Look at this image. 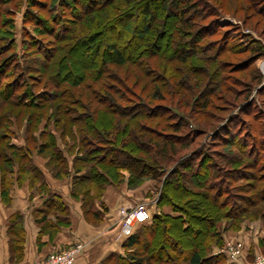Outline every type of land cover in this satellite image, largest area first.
I'll return each mask as SVG.
<instances>
[{
	"label": "trees",
	"instance_id": "16d2710c",
	"mask_svg": "<svg viewBox=\"0 0 264 264\" xmlns=\"http://www.w3.org/2000/svg\"><path fill=\"white\" fill-rule=\"evenodd\" d=\"M247 3L239 7L264 16V0ZM223 10V0H0L1 194L13 176L40 177L34 155L55 178L72 173L71 194L90 211L124 173L128 188L156 180L155 213L125 238L122 253L97 264H226L212 254L223 234L264 219V208L251 211L264 203V110L251 96L255 84L230 106L210 97L228 102L225 94L237 93L224 74L237 64L222 56L238 46L250 52L241 64L251 66L264 50L258 40L232 38L239 30L218 23ZM82 46L92 56L73 60ZM27 109L29 133L11 141L10 126ZM200 115L216 126L192 124ZM229 146L235 154L221 149Z\"/></svg>",
	"mask_w": 264,
	"mask_h": 264
},
{
	"label": "crops",
	"instance_id": "0c3cea01",
	"mask_svg": "<svg viewBox=\"0 0 264 264\" xmlns=\"http://www.w3.org/2000/svg\"><path fill=\"white\" fill-rule=\"evenodd\" d=\"M45 163L46 159L34 155L33 165L40 171V177H25L18 183L13 176L8 193L2 195L0 191V264L31 263L76 242L83 243L84 248L74 264H97L110 253H122L126 235L119 228L117 210L147 201L145 197L151 195L150 190L144 191V185L128 188L124 177L120 182L107 184L101 197L93 198L90 211L80 198L71 194L72 173L55 178ZM153 213L155 209L151 206L149 216ZM261 225L260 221H249L236 231H226L223 241L241 240L244 252L251 256L264 251ZM212 254H217V249L213 248ZM225 262L242 264L243 260Z\"/></svg>",
	"mask_w": 264,
	"mask_h": 264
},
{
	"label": "rangeland",
	"instance_id": "374dc122",
	"mask_svg": "<svg viewBox=\"0 0 264 264\" xmlns=\"http://www.w3.org/2000/svg\"><path fill=\"white\" fill-rule=\"evenodd\" d=\"M241 2H243V4L246 6L249 4L247 3V0H223V4H224V8L225 10H223L224 14L219 16V18L217 19L218 23L222 24L224 27L228 26V25H233L234 27H236L239 30V35L237 36V33H233V36L236 37H232L234 38L236 41H243L246 42L248 41L250 38L254 39V40H258L259 42V46H261V51L264 50V16H261L257 13L254 12V10L250 9V10H246L244 11L243 9H241V7H239L240 4H242ZM242 4V5H243ZM257 5V4H256ZM255 6V5H252ZM239 7V8H237ZM237 8V9H235ZM235 15L236 17L232 16ZM21 19H22V13L21 11L17 14L16 18H15V30H14V39L17 42L19 49H20V29H21ZM244 21V23L242 22ZM231 30H234L231 28ZM106 34H108V32H106ZM237 38V39H236ZM160 44L164 42L161 40L159 41ZM236 51V54H225L224 56H222V59H226V60H230L231 62H235L237 65L236 67H231L228 68L226 71H224V74L227 76V81H226V85L229 86L230 89H232V91L237 92L235 95L233 93H226L225 95L228 96L227 97V101L224 100L222 102L217 101L216 100V95L210 97L211 101L213 103H217L219 105H223L225 104L227 105H232L234 103H236L237 101H239L240 99H242L244 96V91L247 88L248 84H255V87L252 86V90H251V96L255 97L256 100L259 103V106H261L264 110V95H258V88H260L261 85L264 84V55H262L260 58H258L255 62H253V64L251 66H243V64H241L243 62V59H245L250 52H246V53H240V50L238 49V46L234 48ZM88 52V48L87 46H82V47H78L76 49H74L73 53H72V58H74L73 60H89L90 57L92 56V53H87ZM208 55H211L212 52L207 53ZM99 57H96L95 60L98 62L99 61ZM191 63L194 64L195 66H198V64H202L201 60L199 61L198 59L194 58L191 59ZM208 67H210V69H213L215 63H205ZM229 66H234L233 64L229 63ZM238 66V67H237ZM256 74L259 75L260 79L258 82H256L253 78ZM231 79H236V81H232ZM204 89V88H203ZM75 91V89H73ZM222 90V88H221ZM222 91L219 90L218 94H221ZM193 95V94H191ZM53 103V102H52ZM51 103V104H52ZM228 103V104H227ZM9 105H5L6 108H8ZM16 110H20L16 107H14L13 111L15 112ZM185 112H188V109H184ZM24 112H26L24 115H22L21 117L18 118V120H14L13 123L11 124V130H12V137H11V141H17L18 143H24L25 137L28 135L29 132L26 131L25 126L27 125L26 123V117L28 115V113L30 112L29 109L24 110ZM216 113L219 114H224L222 112L216 111ZM13 117V116H12ZM14 118V117H13ZM192 124H198L201 125V127H205V129H212L210 127L215 125L216 120H213L209 117H207L206 115H200L199 117L194 116L193 117ZM197 122V123H196ZM206 124V125H204ZM220 124V123H219ZM44 122H41L38 126L34 125L33 128H37V130L35 131V134H37L38 130H41V128H43ZM216 126V125H215ZM50 130L51 127H49ZM31 130V129H30ZM33 130V129H32ZM31 130V131H32ZM55 136L57 138V142L58 144L61 145V141L59 138V132L54 131ZM202 139H204V137H202ZM65 142H68L67 144H70V142L68 141V139H66ZM221 149L226 150L227 152H229L231 155L235 154L236 150L233 147H221ZM66 156H68L66 154ZM41 157V156H40ZM69 158V156L67 157ZM124 177L125 179H127L128 174L124 173ZM147 183V184H144ZM240 183V182H239ZM238 184V183H237ZM241 184V183H240ZM127 185V183H126ZM144 185V186H143ZM143 186V190L146 191L147 189H149L150 191V196H147L145 198H147L148 200L145 202H149L155 201V196L157 194V192L159 191V184L157 183L156 180H152V179H147L145 181H143L141 184H139L137 187H141ZM135 188V187H134ZM158 189V190H157ZM143 191V192H144ZM264 208V203H260L258 204L255 208H252V212L253 213H257V212H261ZM249 221H260L261 222V226H264V219H260V218H249V219H244L239 227H241L242 225L246 224ZM135 229V227H134ZM133 229V230H134ZM240 229V228H239ZM132 230V232H133ZM251 231V229H249ZM228 231V230H227ZM246 231V230H245ZM251 234V233H250ZM240 239V238H239ZM238 239V240H239ZM235 239H226L224 241V244L222 247H224L225 243L228 242H232L235 245L238 246V248L240 249V253L238 256V261L239 260H243L242 264H256V259L258 257L264 256V251H257L255 252V254L248 255L244 252L242 244H241V240L240 241H232ZM213 248L215 249H220L221 247L218 246H214ZM212 248V249H213ZM26 264V263H25ZM152 264H156V263H152ZM160 264H165V263H160ZM186 264V263H183Z\"/></svg>",
	"mask_w": 264,
	"mask_h": 264
},
{
	"label": "built area",
	"instance_id": "2783aa9c",
	"mask_svg": "<svg viewBox=\"0 0 264 264\" xmlns=\"http://www.w3.org/2000/svg\"><path fill=\"white\" fill-rule=\"evenodd\" d=\"M156 199V197L154 198ZM155 201L140 202L133 206L121 207L117 210L119 228L122 234L129 236L134 227L149 219V208L154 206ZM84 244L76 242L66 249L50 253L45 258L37 259L34 262L26 264H74L76 256L81 253ZM225 256L226 260L230 263L238 262L240 249L232 242H226L224 247L217 250ZM256 264H264V256L256 259Z\"/></svg>",
	"mask_w": 264,
	"mask_h": 264
}]
</instances>
